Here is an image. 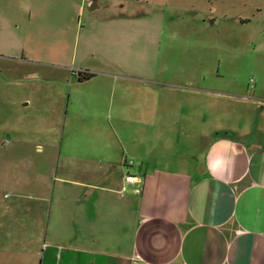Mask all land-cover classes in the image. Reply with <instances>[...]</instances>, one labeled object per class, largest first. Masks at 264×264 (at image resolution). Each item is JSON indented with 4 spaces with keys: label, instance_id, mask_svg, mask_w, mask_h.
Listing matches in <instances>:
<instances>
[{
    "label": "crops",
    "instance_id": "0c3cea01",
    "mask_svg": "<svg viewBox=\"0 0 264 264\" xmlns=\"http://www.w3.org/2000/svg\"><path fill=\"white\" fill-rule=\"evenodd\" d=\"M126 3L0 0V50L51 83L22 112L0 98V143L29 146L33 116L64 139L55 208L32 158L0 160V264H264V92L165 77L164 14Z\"/></svg>",
    "mask_w": 264,
    "mask_h": 264
},
{
    "label": "rangeland",
    "instance_id": "374dc122",
    "mask_svg": "<svg viewBox=\"0 0 264 264\" xmlns=\"http://www.w3.org/2000/svg\"><path fill=\"white\" fill-rule=\"evenodd\" d=\"M126 2L125 11L143 12L148 9L151 12L157 7L164 14V31L158 60L164 64L165 77L176 79L194 77L201 75L205 69L214 76L234 72L245 88H249L251 92L253 90L264 92V0H126ZM80 23L88 25L85 13ZM6 32L11 31L6 29ZM6 39L7 37L3 40ZM76 54L77 52L72 49L69 50L65 54L66 60L71 61ZM22 55L21 50H0V98L4 99L1 102L6 111L13 109L10 100L15 99L19 105L23 98L30 95L51 93L49 90L51 83L45 81V76L35 73L41 68L35 69L36 66L45 65L16 61ZM24 55L31 54L26 52ZM54 88L55 92H60L59 87H52L51 90ZM19 108L21 112L25 111L23 106L19 105ZM262 116L263 114L260 118L258 116L255 118L256 125L259 123L264 125ZM30 127V145L19 147L21 145L0 143V160L18 161L32 158L35 162L34 167L27 170L21 166L17 168L18 174L30 173L36 176L42 174L44 179L51 178L48 189L50 197L47 203V208H50L55 185L59 186L58 179L64 172L61 163L63 156L59 158L64 140L62 127L58 128V133L51 132L44 118L37 116H33ZM54 138L56 149L52 148L51 143ZM12 178L11 175L6 176L3 181L9 184ZM2 189L8 196L12 195L10 187ZM55 200L56 194L52 208H55Z\"/></svg>",
    "mask_w": 264,
    "mask_h": 264
},
{
    "label": "trees",
    "instance_id": "16d2710c",
    "mask_svg": "<svg viewBox=\"0 0 264 264\" xmlns=\"http://www.w3.org/2000/svg\"><path fill=\"white\" fill-rule=\"evenodd\" d=\"M95 75L96 74L93 72L84 70V71H79L78 78H79V81H86V80L93 78Z\"/></svg>",
    "mask_w": 264,
    "mask_h": 264
},
{
    "label": "built area",
    "instance_id": "2783aa9c",
    "mask_svg": "<svg viewBox=\"0 0 264 264\" xmlns=\"http://www.w3.org/2000/svg\"><path fill=\"white\" fill-rule=\"evenodd\" d=\"M135 177H133V176H131V175H128L127 176V180L129 181V182H135Z\"/></svg>",
    "mask_w": 264,
    "mask_h": 264
}]
</instances>
